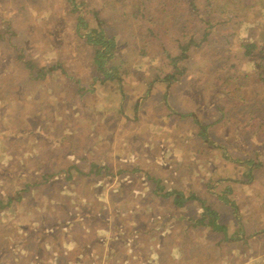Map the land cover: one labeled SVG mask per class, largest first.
I'll use <instances>...</instances> for the list:
<instances>
[{
	"label": "rangeland",
	"instance_id": "374dc122",
	"mask_svg": "<svg viewBox=\"0 0 264 264\" xmlns=\"http://www.w3.org/2000/svg\"><path fill=\"white\" fill-rule=\"evenodd\" d=\"M162 1L62 0L64 15L61 19L66 24L65 31L68 28L70 31L63 38V34L48 35L49 39L41 42L40 49L45 56L41 64L58 61L62 64L61 71L56 69L53 78L51 74L50 78L41 76L44 80L33 88L34 104L26 95L32 87L20 92L16 86V83L22 86L27 74L20 72L22 80L15 79L17 73L9 72L13 65L4 70L0 66V91L6 95H0V110L5 111L0 127V199L4 201V207L0 208V264H35L37 261L48 264L51 259L56 264H232L233 248L228 247L231 253L227 254L225 246L216 244L219 235L212 233L208 226L193 227L179 220L172 199L169 202L158 197L162 193L157 186L164 189L163 193L173 189L186 197L193 193L199 199L208 200L213 210L217 200L208 195L207 185L214 184V178L220 175L202 171L200 162L191 161L196 167H189L187 171L181 165L182 147L196 139L210 150L200 152L201 158L208 162L215 164L224 159L236 163L244 157L247 171H262L260 177H264V161L259 153L252 154V149L244 148L237 154L228 139L222 138L218 144L206 137L207 126L203 124L208 123L206 117L214 120L212 109L210 114L197 117L204 100L223 94L217 82L216 87L210 78L221 73L211 75V68L219 67L224 76L232 77L231 87L236 86L234 76L238 78L246 70L257 71L261 77H255L254 81L261 80L264 90V72L262 75L260 69L261 59H264V0H181L195 5L187 7L185 12L182 5L173 4L161 21L147 15L148 20L140 19L134 12L137 4L158 10ZM54 3L49 1L50 11ZM81 3L85 6L73 12ZM95 13L105 22L97 33L102 31L107 40L115 39L112 55L123 71L131 72L127 77L131 85L99 89L94 97L81 103L80 96L71 100L74 89L67 91L63 81L72 79L80 93L95 88L94 52L95 46H100L79 38L75 31L78 18H84L89 28H95ZM57 21L56 17L53 22ZM222 22L227 25L218 26ZM148 24H155L153 29L162 32V39L172 33L176 36L190 34L193 41L202 42L198 54L192 61L189 56L175 65L168 63L156 49L158 42L149 38ZM91 35L99 38L97 34ZM246 45L256 47L250 50L249 63L242 58L238 61ZM28 48L35 55L40 53L33 45ZM100 50L105 51L102 47ZM146 50L150 51V56L140 55ZM217 50L220 52L214 53ZM31 53L26 52L27 59L32 58ZM154 53L157 57L152 61ZM190 62L194 76L186 80L195 116L191 122L183 118L181 123L179 119L183 115L171 108L169 104L173 102L168 97L175 93L170 85L177 82V76L184 75ZM201 62L205 63L203 70ZM164 64H167L164 74L175 76V80L169 79L170 84L164 82L167 84L164 99L157 95L147 97L145 86L132 83L154 81L155 74L159 73L154 66L163 69ZM236 65L238 75L234 73ZM180 90L178 87L176 93ZM253 93L243 91L239 98L243 100L244 96L251 100L240 104L241 110L250 112L246 119H241L239 111L233 113L236 115L233 118L222 117L221 125L227 129L232 143L249 133L251 120L258 110L264 119V97L263 102L257 98L263 94ZM143 97L147 98L143 100ZM108 102L113 103L112 108ZM38 106L41 108L36 109ZM31 108L36 113L29 116ZM128 108L132 111L128 112ZM160 131L162 136H159ZM216 137L220 138L221 133ZM225 141L227 144L223 145ZM20 149L34 156L36 163L30 164ZM92 164L104 170H98V174L83 173ZM183 170L180 176L178 173ZM188 173L193 174L192 180L210 182L183 181L190 177ZM216 184V189L223 186L221 181ZM261 189L263 192L264 186ZM241 190L235 192L240 195ZM250 194H254L252 190ZM8 196L12 197L10 202ZM244 202V199L238 202L240 208L247 207ZM195 207L200 205L196 203ZM177 214L183 213L177 211ZM205 224L208 225V221ZM182 244L186 245L184 249L176 252L175 248ZM263 246L264 243L262 249L256 251L262 260ZM234 249L236 252L237 248ZM248 250V246L241 249L242 262L251 256ZM204 255L214 257L210 261Z\"/></svg>",
	"mask_w": 264,
	"mask_h": 264
},
{
	"label": "crops",
	"instance_id": "0c3cea01",
	"mask_svg": "<svg viewBox=\"0 0 264 264\" xmlns=\"http://www.w3.org/2000/svg\"><path fill=\"white\" fill-rule=\"evenodd\" d=\"M49 1L55 2L51 7V11L49 10ZM63 15L64 5L62 0H0V66L2 67V70H4L5 68L9 69V65H13L11 71L9 70V72L17 73V75L15 74V79L19 78V80H22L23 76L21 75V73L27 74L26 78H24V80H27L22 81L24 82V84L21 82L22 86L16 83V86H19L20 88V92H24L25 90H27V88L29 89L30 87L34 88V86L30 84V81H28L32 77V74L40 73L42 74L41 76L44 75V77L50 78L49 74L50 72H52L51 77L53 78L54 72L56 71H50V69H59L58 61L41 64V62L44 61L45 56L42 55V52L36 55L31 53L28 46L33 45L37 50L42 49L43 44L41 42L47 41L49 39L48 35L50 34H63V38L65 33L70 31L69 28L65 31L66 24L64 20L61 19V16ZM56 17L59 21L53 22ZM68 25L69 27L71 26L70 23ZM72 32L74 33L73 30ZM62 38L58 39L60 40ZM28 51L31 53V59L26 58V52ZM195 55V51L190 52L191 61L193 60ZM243 58V62H250L248 57ZM252 63H250V65H252ZM56 65L58 66L56 67ZM191 65L192 62H190L189 66L186 67L184 75L177 76V82L170 85V90H174L175 93L171 94L168 97L170 102H173V104L169 105L178 114L183 115L181 116V119H179L181 123H183V118L184 120L191 122L195 116L193 112V104L191 102L192 97L190 94V89L188 87L189 82L186 80L188 77L193 75V71L190 67ZM201 66L203 70L205 63L201 62ZM32 67L33 69L31 71ZM237 68V65L234 66V73L238 75L239 69ZM41 69H43L44 71H41ZM154 69L157 70L155 67ZM204 71L206 70L204 69ZM9 72L7 71L8 74H10ZM196 72L199 71L197 70ZM255 77L259 78L261 76L257 71L254 70H246V73L242 74V76H238V78L237 76L233 77V81L235 82L239 95L242 96L241 93L243 91L245 92L246 90H251L252 92H254L253 94H260L264 92L261 80L260 82H255ZM210 78L211 80H213V85L216 86V82L214 80L215 77L211 76ZM160 81L161 82L153 84V92L148 94L147 97L149 95H157L158 97L160 96L164 99L167 84H164V82L162 83V81H165L164 78H161ZM178 87H180L181 90L179 93H176L178 91ZM33 88L31 92H26V95L29 96V98H32L31 103L34 104L35 101L32 95ZM0 95L6 96L1 91ZM241 96H239V98ZM147 97H143V100ZM239 98H237V104H244L248 101H251L247 100L248 98L244 96L243 100H239ZM110 100H112V98H108V101ZM221 100L222 98L220 95H218V98L215 96L210 99L207 98L202 102V108L200 107V110L198 111L197 117H203L210 114L209 110L211 109L215 113L213 121H211L209 117H206L208 123L203 124L204 126H207L206 137L218 144H220L222 138H224L226 141L228 139L230 141V144L234 145L237 154H240L244 150V148L248 151L249 149H252L250 153H259V158L264 161V141L252 139L251 133H244V135L242 134V136L237 140L236 143H232L231 139L227 137L229 136V133L227 132V129L225 127H222L221 125L222 117L226 120L233 118L236 115L232 114L230 116H226L222 114L223 105L227 101V99H225L223 103L221 102ZM2 101L8 102L5 99H2ZM159 104H162V101H160ZM112 105L113 104H111V108ZM40 108L41 107L36 109ZM31 110L32 113L29 116H32L36 113V110L34 111V108H31ZM131 111L132 109L128 108V112ZM4 114V109L0 110V127L3 126ZM218 132L221 133L220 138L216 137ZM161 133L162 131L159 132V136H162ZM235 137L238 136L235 135ZM226 141L222 142V144H227ZM200 146L202 147L200 148ZM182 149L183 151L181 152V154L183 158L181 159V165L182 168H184L186 171L189 167L195 168L196 165H193L196 162H200V169L202 171H214L213 173H218L220 176L214 178L216 179L214 181V184H212L211 186L207 185L208 195L211 198H216L217 200V202L214 204V208H212L213 210L210 209L208 200L205 201V199H199L195 194L191 193L187 197H190L191 200L187 201L186 203L193 201L192 203H188L184 210L181 209L186 203H183L180 208L176 207V210L179 213H183L177 214V211H175L176 215L180 216L178 219L189 222L193 227L208 226L212 233L215 232V234H218L219 238L216 240V244L218 246H225L227 254H230V249L233 248L232 264H264V260L258 258V254L256 252L257 250L262 249V243H264V191L262 192L261 189V187L264 186V177H260L262 171H250V176L246 178L245 173L248 168L246 169L244 167V157L240 158L241 160L236 163L232 162V160L225 161L223 159L219 162H216L215 164H212V162H208L205 158H201L200 152H210V150H207L208 147L204 146L202 141L198 139H196L193 143L185 145L184 147H182ZM170 151L174 153V150ZM217 151L221 153V150L217 149ZM191 161L195 163H190ZM253 162L254 164L256 163L255 161ZM183 172L185 171L183 170L182 173L179 172L178 174H180L181 176ZM189 175L190 177L188 179L185 178L183 181L194 184H208L210 182L209 180L195 181L192 180L193 174L188 173L187 176ZM251 175H254V178H252ZM246 180L250 181V185H248V182ZM219 181L222 182L223 186H219V189H216V183ZM246 186H248V190L245 189ZM237 189H242L239 193L240 195L235 192V190ZM251 190L254 193L253 195L250 194ZM242 199L245 200L244 203L247 205L246 208H240V204H238V202H240ZM198 200H200L202 203H199ZM196 203H198L200 207H195ZM202 205L209 211L206 215H203L204 210L202 209ZM184 211H186V213ZM212 217H215V227L211 225L210 219ZM206 221H208V225L205 224ZM250 223H252V225ZM220 228L222 229L216 230ZM239 232L241 237L238 235ZM184 246L186 245L182 244L179 247H176L175 251L181 253L182 249H184L182 247ZM247 246L250 248V250L248 251L250 252L251 256L247 259L246 262H242L240 259V251ZM228 247H230V249H228ZM235 247L237 248L236 252L234 249ZM193 250L195 251L194 248ZM195 255L200 257L197 251H195ZM218 256L220 257V255ZM204 257H208V259L212 261V257H214V255H204ZM234 260H237V262H234ZM37 262L35 264H38ZM47 263L56 264V262H54V260L52 259Z\"/></svg>",
	"mask_w": 264,
	"mask_h": 264
},
{
	"label": "trees",
	"instance_id": "16d2710c",
	"mask_svg": "<svg viewBox=\"0 0 264 264\" xmlns=\"http://www.w3.org/2000/svg\"><path fill=\"white\" fill-rule=\"evenodd\" d=\"M109 2V0H107ZM149 1V0H147ZM194 2H183L181 0H163L159 5H158V10H153L152 8H148L146 5L141 4L142 6L139 7V5L137 4V6L135 7L134 12L136 13V15L138 17H140V19H144V20H148L149 18L147 16H152L153 20L157 21V20H165V15L167 14V12L169 10H171L173 4L176 6V4L178 5H182L185 8V12L187 7H193V5H195ZM85 3H81L79 4L74 10L73 12H78L80 7H84ZM133 7V8H134ZM143 9H151L150 12L144 11ZM161 13H160V12ZM181 10H175V12H180ZM99 13H95L93 16L95 17V20L97 22V25L95 28H89L88 22L83 18H78L77 21V27L75 29L77 35L79 36V38L81 39H85L87 42L92 43L94 45H99L100 47H96L95 46V52H94V72H95V76L93 77V80L96 83H93L95 85L94 87H90V90H85L84 92L80 93L78 91V89H76L75 84L73 82L72 79H66L63 81L64 83V87L67 91L73 90L72 92V96H71V100L74 98H77L80 96V100L81 103L85 102V99H87L88 97H94V94L96 93V91H98L99 89H107V88H113L115 86H119L120 88H122L123 84H125L124 87L127 88V86L131 85L129 82V79L127 78L129 75V70L123 71L122 67L117 64V60L116 58L112 55V52L114 50V48L116 47V42L115 39H109L107 40L106 37L104 36V33L101 31L99 33H97V29L102 27L104 20L100 19V17H98ZM147 15V16H146ZM133 16V15H132ZM102 18V17H101ZM150 27V31H151V36L149 37L152 41L154 42H158L156 44V49L159 51L160 55L163 56V60H167L168 63H176L179 62L183 59H188L190 56V52L189 50L192 48V51H195V54H198V50L201 48V44H198L197 42L193 41L192 36L189 35H180V36H176L175 34H170L168 36H166L164 39H162V32L158 31L157 29H153V27L155 26V24H148ZM226 26L227 23L226 22H222L220 25L218 24V26ZM147 29V28H146ZM91 34H97V36L99 37L98 39H94L93 36ZM208 34L205 33V38H207ZM228 38L225 37L224 40H227ZM167 41L170 42V45L167 46ZM228 41V40H227ZM104 48L105 51L102 52L100 50V48ZM255 46H251V45H246L243 47L244 51L242 52V57L239 56L238 61L243 57H249L251 55V51L252 49H255ZM37 50V49H36ZM41 50H37L36 52H40ZM215 52H220V50L214 51ZM225 54H227V52H225ZM142 56H150V51L146 50L141 52ZM156 55L154 53L153 59L152 61H154L156 59ZM237 56H235L236 58ZM116 60V61H115ZM264 59H261V63H260V69L263 70L262 71V75L264 72ZM167 63V64H168ZM167 64H164V68L162 69V67L159 66H154L157 70H158V74L156 73V77L154 79V81L152 82H147L144 81V83H140L139 81L136 82H132L135 85L138 83L142 88L145 86L147 88L146 94L148 95L151 92H153V84L157 83V82H161L160 79L164 78L165 81L163 82H167V83H171L169 81V79H174L173 74H164V70L167 67ZM59 65V69L61 71V63L58 64ZM175 65V64H174ZM177 67V66H175ZM208 68H205V70L207 71ZM51 70H56L55 69H50ZM41 71H44L43 69H41ZM131 73V72H130ZM216 73H221L220 75L216 76L214 78L215 82H217L218 87L223 91L224 96H222L223 94H221V102L223 103L225 101V99H227V101L224 103L223 105V109H222V114L226 115V116H230L232 115L234 112L239 111V114L241 119H246L248 114L250 112H245L244 109L241 110L240 104H237V98H239V94H238V90L236 86L231 87L230 83L232 82V79L230 77H226L222 74V71L219 67L217 68H211V75L212 74H216ZM50 74H52V72H50ZM42 74L40 73H34L32 74V77L30 79V84L32 86H34V88H37V84L40 81L44 80V77H41ZM44 76V75H43ZM78 84V83H77ZM166 84V83H164ZM33 88V87H32ZM263 95H257V98H261L260 102H263V97H264V93H262ZM108 96V94L106 95ZM165 96V95H164ZM110 105L113 104L112 102H108ZM258 106H261V104H258ZM225 119V118H224ZM249 133H251L252 138H255L256 140H262L264 141V119L261 117V113L260 110H258L254 115L253 118L251 120V127H249ZM23 156L26 155V152L23 149L19 150ZM26 158L28 160V162L30 164H34L36 163L37 159L32 156V155H26ZM94 165L97 164H92V167L87 170L86 172L83 173H93L96 172L97 174L100 173L99 171L104 170L103 167H96ZM75 169V167H73ZM138 168V167H134L133 169ZM99 170V171H98ZM122 173L124 172L121 171ZM82 173V172H81ZM127 173V172H126ZM69 175V172L67 173ZM129 174H133L131 171H129ZM128 174V175H129ZM130 176V175H129ZM250 176V171H246L245 173V177L248 178ZM247 181V180H246ZM249 182V181H247ZM28 186V185H27ZM159 187V188H158ZM158 188V192L162 193V194H158V197L162 198V200L164 201H169L171 202L172 199V203L177 207L180 208L183 203H186L187 201L191 200V198H187L186 196L183 195V193L179 192V191H167L165 193H163L164 189L161 186H157ZM173 195H176V197H172ZM12 197L8 196V200L10 202ZM199 203H202L200 200H198ZM8 202V203H9ZM7 203V204H8ZM4 207V201H2L0 199V208ZM202 209L203 211V215H206L209 211L206 207H204L202 205ZM211 221V225H213L215 227V217H212L210 219ZM220 229H216V230H221ZM240 236V232L238 234ZM243 235V234H241ZM241 237V236H240ZM51 264V263H48Z\"/></svg>",
	"mask_w": 264,
	"mask_h": 264
},
{
	"label": "bare ground",
	"instance_id": "6f19581e",
	"mask_svg": "<svg viewBox=\"0 0 264 264\" xmlns=\"http://www.w3.org/2000/svg\"><path fill=\"white\" fill-rule=\"evenodd\" d=\"M170 191H178V190L173 189V190H170ZM179 192H181V191H179ZM181 193H183V192H181ZM183 195L185 196L184 193H183ZM172 197L174 198V197H176V195H173Z\"/></svg>",
	"mask_w": 264,
	"mask_h": 264
}]
</instances>
